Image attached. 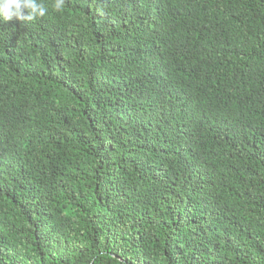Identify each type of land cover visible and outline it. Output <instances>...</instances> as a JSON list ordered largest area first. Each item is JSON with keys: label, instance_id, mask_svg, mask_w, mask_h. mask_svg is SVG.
I'll use <instances>...</instances> for the list:
<instances>
[{"label": "trees", "instance_id": "trees-1", "mask_svg": "<svg viewBox=\"0 0 264 264\" xmlns=\"http://www.w3.org/2000/svg\"><path fill=\"white\" fill-rule=\"evenodd\" d=\"M0 21V264H264V0H66Z\"/></svg>", "mask_w": 264, "mask_h": 264}, {"label": "clouds", "instance_id": "clouds-1", "mask_svg": "<svg viewBox=\"0 0 264 264\" xmlns=\"http://www.w3.org/2000/svg\"><path fill=\"white\" fill-rule=\"evenodd\" d=\"M53 11L63 12L66 0H52ZM49 8L43 0H0V21L13 19L22 23H31L48 15Z\"/></svg>", "mask_w": 264, "mask_h": 264}]
</instances>
